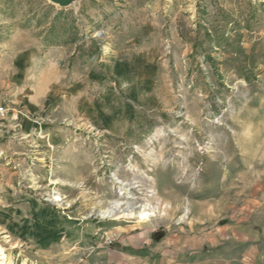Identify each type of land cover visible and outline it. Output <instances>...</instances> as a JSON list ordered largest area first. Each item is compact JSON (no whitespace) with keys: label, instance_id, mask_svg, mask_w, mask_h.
<instances>
[{"label":"rangeland","instance_id":"rangeland-1","mask_svg":"<svg viewBox=\"0 0 264 264\" xmlns=\"http://www.w3.org/2000/svg\"><path fill=\"white\" fill-rule=\"evenodd\" d=\"M0 106V264H140L264 215V0H0Z\"/></svg>","mask_w":264,"mask_h":264},{"label":"crops","instance_id":"crops-1","mask_svg":"<svg viewBox=\"0 0 264 264\" xmlns=\"http://www.w3.org/2000/svg\"><path fill=\"white\" fill-rule=\"evenodd\" d=\"M254 212L210 230L179 227L155 243L154 253L137 259L140 264H264V215Z\"/></svg>","mask_w":264,"mask_h":264},{"label":"bare ground","instance_id":"bare-ground-1","mask_svg":"<svg viewBox=\"0 0 264 264\" xmlns=\"http://www.w3.org/2000/svg\"><path fill=\"white\" fill-rule=\"evenodd\" d=\"M149 155V154H148ZM151 155V154H150ZM152 160H154V158H151ZM148 178H150L149 176L145 175L142 177L144 182L148 181ZM147 179V180H145ZM120 184V192L119 194H128L129 193V188H127V184L122 183L121 181L119 182ZM147 196L148 198H157L158 196L156 195V191H155V186H150L148 187V189L146 190ZM149 200V199H148ZM147 200L146 203L143 204H139V205H131L130 203L126 202V206L122 207L123 202L121 201H115L112 202L110 205H108L106 208L100 209L98 210V215L101 218H112L114 220H119L122 217H128V218H134L136 217V219L143 223L149 222L151 217L156 215L155 213H159V212H164V208L167 207V202L164 203V205H161V203H159V201H157L154 205L149 203V201ZM2 252V250L0 251Z\"/></svg>","mask_w":264,"mask_h":264},{"label":"water","instance_id":"water-1","mask_svg":"<svg viewBox=\"0 0 264 264\" xmlns=\"http://www.w3.org/2000/svg\"><path fill=\"white\" fill-rule=\"evenodd\" d=\"M49 2H53V3H56V4H59V5H66L67 2H69L70 0H48Z\"/></svg>","mask_w":264,"mask_h":264},{"label":"built area","instance_id":"built-area-1","mask_svg":"<svg viewBox=\"0 0 264 264\" xmlns=\"http://www.w3.org/2000/svg\"><path fill=\"white\" fill-rule=\"evenodd\" d=\"M5 115V111L3 110V107L0 106V116H4Z\"/></svg>","mask_w":264,"mask_h":264}]
</instances>
